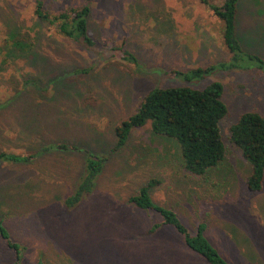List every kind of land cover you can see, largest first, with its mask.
Listing matches in <instances>:
<instances>
[{"label":"rangeland","instance_id":"rangeland-1","mask_svg":"<svg viewBox=\"0 0 264 264\" xmlns=\"http://www.w3.org/2000/svg\"><path fill=\"white\" fill-rule=\"evenodd\" d=\"M83 1L44 0V8L57 13ZM88 29L91 49L41 23L34 0H0V151L48 148L28 162H0V220L24 247L20 264H206L169 227L148 233L159 216L128 197L149 179L157 181L153 201L191 230L205 222V235L231 264H264V182L261 191L247 188L250 165L229 140L242 113L264 115V73L215 67L230 53L221 21L200 0H92ZM236 34L244 51L264 58V0H240ZM16 40L22 49L8 56ZM120 45L137 65L113 54ZM209 66L189 80L167 74ZM211 81L222 83L228 108L216 167L186 173L175 140L149 124L112 150L115 127L150 90ZM88 154L107 158L93 190L66 209ZM14 262L0 237V264Z\"/></svg>","mask_w":264,"mask_h":264},{"label":"trees","instance_id":"trees-1","mask_svg":"<svg viewBox=\"0 0 264 264\" xmlns=\"http://www.w3.org/2000/svg\"><path fill=\"white\" fill-rule=\"evenodd\" d=\"M200 2L209 7L221 21L223 42L230 53L228 61L215 67L223 70L255 67L264 73V58L244 51L237 38L236 16L240 0H222L220 5L209 0ZM91 6L92 0H84L80 6L72 5L60 12L50 13L44 8V0H34V13L41 23L53 25L60 36L91 49L96 47L88 29ZM9 45L8 56L13 51L16 54L22 49L19 40ZM111 50L115 56L137 65L136 57L123 45L112 47ZM213 67H197L184 73L171 71L167 74H182L189 80L193 77H203ZM222 94L223 85L219 81H211L202 88L188 85L153 88L142 98L136 112L115 127L116 143L112 150L125 145L133 129L149 124L155 135L175 140L182 168L186 173L204 175L209 169L216 167L225 156L220 122L227 115L228 108L222 100ZM229 140L250 165V173L246 178L247 188L251 192L261 191L264 182V115L256 111L242 113L229 127ZM62 147L65 146L58 145L59 149ZM46 150L48 148L41 149L35 155L0 151V162H28ZM106 158L93 154L85 157L80 176L71 193L63 199L66 209L76 206L93 190ZM155 184V179H149L128 197V201L135 207L159 216L160 221L152 224L148 233H155L162 226L169 227L183 239L185 246L206 264H231L205 235V222H198L195 229L191 230L172 208L153 201L150 191ZM0 237L15 254L13 264H20L24 247L12 239L1 220Z\"/></svg>","mask_w":264,"mask_h":264}]
</instances>
